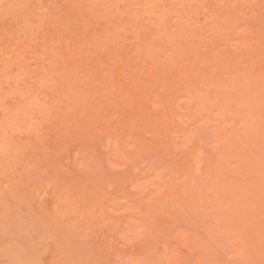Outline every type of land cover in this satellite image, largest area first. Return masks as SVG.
Listing matches in <instances>:
<instances>
[{
  "label": "rangeland",
  "instance_id": "1",
  "mask_svg": "<svg viewBox=\"0 0 264 264\" xmlns=\"http://www.w3.org/2000/svg\"><path fill=\"white\" fill-rule=\"evenodd\" d=\"M0 264H264V0H0Z\"/></svg>",
  "mask_w": 264,
  "mask_h": 264
}]
</instances>
